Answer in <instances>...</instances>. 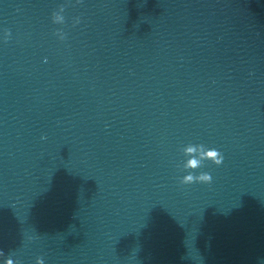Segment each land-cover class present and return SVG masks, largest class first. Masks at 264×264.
<instances>
[{"label":"clouds","instance_id":"9594fccd","mask_svg":"<svg viewBox=\"0 0 264 264\" xmlns=\"http://www.w3.org/2000/svg\"><path fill=\"white\" fill-rule=\"evenodd\" d=\"M185 151L187 153H193L196 151V148L188 147ZM200 155L202 158L210 159L213 162V164H215L216 166H220L224 160L223 154L217 149H210L206 152L201 151ZM200 163H201V161L199 159L192 158L187 162L186 167L195 169L200 165ZM197 180L200 183H211L212 182V176L210 174H207V173H203L199 177H193V176L189 175V176H186L184 178L183 183L192 184V183H195Z\"/></svg>","mask_w":264,"mask_h":264}]
</instances>
